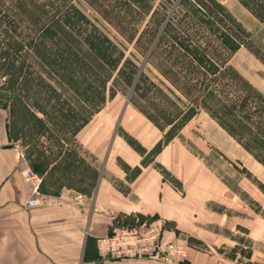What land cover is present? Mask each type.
<instances>
[{"label":"rangeland","instance_id":"1","mask_svg":"<svg viewBox=\"0 0 264 264\" xmlns=\"http://www.w3.org/2000/svg\"><path fill=\"white\" fill-rule=\"evenodd\" d=\"M203 1L240 40L193 0H0V108L31 170L52 189L87 191L96 164L75 133L112 101L117 121L126 104L124 120L161 132L148 158L179 138L218 181L194 189L220 204L162 227L187 251L237 247L264 264V65L244 46L264 50V0H235L257 20L249 30L225 0Z\"/></svg>","mask_w":264,"mask_h":264},{"label":"crops","instance_id":"2","mask_svg":"<svg viewBox=\"0 0 264 264\" xmlns=\"http://www.w3.org/2000/svg\"><path fill=\"white\" fill-rule=\"evenodd\" d=\"M225 1V8L244 20L242 25L255 26L257 20L235 0ZM115 107V101L104 105L75 133L76 142L96 164L87 191L67 184L52 189L45 180L47 171L31 170L9 139L7 113L0 108V264H161L100 258L94 241L113 227L137 219H157L180 230L189 213L195 221L206 203L220 204L206 196L205 189L200 187L198 193L194 189L206 179L216 186L218 181L179 138L161 143L148 158L161 140V132L145 119L124 120L126 104L114 121ZM117 126H122L123 134ZM25 170L38 178L36 189L25 180ZM28 199L34 200V207H26ZM162 238L182 243L164 226ZM185 252L182 264H249L244 262L245 251L237 247Z\"/></svg>","mask_w":264,"mask_h":264},{"label":"built area","instance_id":"3","mask_svg":"<svg viewBox=\"0 0 264 264\" xmlns=\"http://www.w3.org/2000/svg\"><path fill=\"white\" fill-rule=\"evenodd\" d=\"M26 181L38 185V178L30 170ZM33 199L26 201V207H34ZM163 227L156 220H140L129 225H118L95 239L97 255L103 259H144L161 264H182L186 260L184 246L179 241H165Z\"/></svg>","mask_w":264,"mask_h":264},{"label":"trees","instance_id":"4","mask_svg":"<svg viewBox=\"0 0 264 264\" xmlns=\"http://www.w3.org/2000/svg\"><path fill=\"white\" fill-rule=\"evenodd\" d=\"M195 3L206 11L209 18L212 19L219 27H221L226 33L231 34L232 38L236 39L237 41L240 40V35L226 23V21L217 13L213 11V9L203 0H193ZM243 41V40H241ZM244 42V41H243ZM251 42L247 41L244 46L245 48L251 53L259 62L264 65V50L261 47H253L250 44ZM243 44V43H242ZM140 221V220H137Z\"/></svg>","mask_w":264,"mask_h":264}]
</instances>
